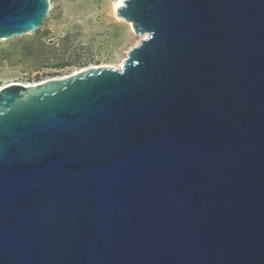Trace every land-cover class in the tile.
I'll return each mask as SVG.
<instances>
[{
  "label": "water",
  "instance_id": "obj_1",
  "mask_svg": "<svg viewBox=\"0 0 264 264\" xmlns=\"http://www.w3.org/2000/svg\"><path fill=\"white\" fill-rule=\"evenodd\" d=\"M48 0H0V40ZM119 69L0 89V264H264V0H125Z\"/></svg>",
  "mask_w": 264,
  "mask_h": 264
},
{
  "label": "rangeland",
  "instance_id": "obj_2",
  "mask_svg": "<svg viewBox=\"0 0 264 264\" xmlns=\"http://www.w3.org/2000/svg\"><path fill=\"white\" fill-rule=\"evenodd\" d=\"M40 27L0 40V87L39 83L97 66L120 65L139 43L112 13L113 0H48Z\"/></svg>",
  "mask_w": 264,
  "mask_h": 264
},
{
  "label": "bare ground",
  "instance_id": "obj_3",
  "mask_svg": "<svg viewBox=\"0 0 264 264\" xmlns=\"http://www.w3.org/2000/svg\"><path fill=\"white\" fill-rule=\"evenodd\" d=\"M124 1L125 0H113L112 5H111L113 16L116 19V21H118V22H126L128 24V27L130 28L131 32L134 33V34H137V33L134 32V30H133L130 22L124 20L121 16H118L117 15L118 14L117 9H119L120 7H122L124 5ZM144 38H146V35L145 34L140 35V40L141 39H144ZM136 45H138V43ZM109 67H112L114 69H119L120 65H118L117 67H115V66H109ZM42 82H44V81H42ZM42 82H39V83H42ZM39 83H37V82L36 83H14V82H12V83L6 84L5 86L11 85V84H21V85H25V86H30V85H36V84H39ZM1 88L2 87H0V89Z\"/></svg>",
  "mask_w": 264,
  "mask_h": 264
}]
</instances>
